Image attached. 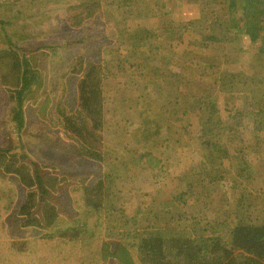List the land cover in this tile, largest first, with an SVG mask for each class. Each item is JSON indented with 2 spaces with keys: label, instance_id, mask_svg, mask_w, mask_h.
Segmentation results:
<instances>
[{
  "label": "trees",
  "instance_id": "trees-1",
  "mask_svg": "<svg viewBox=\"0 0 264 264\" xmlns=\"http://www.w3.org/2000/svg\"><path fill=\"white\" fill-rule=\"evenodd\" d=\"M177 1L200 7L198 18L159 25L155 16L160 17L168 3L86 0L67 7L66 20L71 27L82 28L86 22L102 16L103 7H115L116 20H120L117 23L123 29L119 45L126 50L155 47L159 53V66L146 68L148 76L140 74L144 85L160 92L162 77L180 82L185 88L183 94L198 102V106H193L194 112L205 106L203 109L208 116L204 124L211 138L205 142L199 137L193 147L178 152L170 184L161 182L164 178L161 159L151 152L135 150L132 154L137 156L129 163L135 165L138 159L143 164V160L142 170L154 172L152 177L157 182L149 192L140 191L143 185L135 190L134 195L144 200L139 201L134 214L127 213L125 208L126 196L132 194L135 186L129 167L122 164L123 175L116 190L110 189V184L119 178L112 174H100L94 180L88 175L83 178L76 175L77 182L83 181V185L73 188L71 176L59 178L58 172H49L25 153H13L11 148L0 146V186H9L8 180L16 179L25 193L18 205L20 226L42 232L31 244L29 241L17 244L0 236V264H264V191L256 196L242 184L251 180L247 176L251 167L247 147L260 145L264 140L261 136L264 133V94L244 100L241 109L231 110L225 122L218 116L217 105L211 101L218 82L222 85L220 74L216 77V67L246 65L249 61V69L264 72V0ZM138 4L144 10H131ZM3 24L0 20V25ZM216 25L225 27L226 34L215 33L211 27ZM0 29L4 38V49L0 51V82L7 85L10 80L14 85L8 100L15 104L11 119L17 130H21L24 94L33 85L32 90L42 91L43 80L37 75V66L32 64L28 51L18 46L19 41L3 34V27ZM230 34L233 40L240 42L246 38L251 46H256L255 51L251 47L247 51L229 53L226 48ZM23 36L14 37L23 40ZM117 61L115 66L89 64L87 69L79 64V69L86 73L78 86L77 110L68 111L59 97L53 103L60 129L72 134L78 145L72 153L78 159L98 163L103 160L98 117L105 101L102 86L113 74L111 68L125 73L128 79L138 76L136 70L143 72L140 65L135 69L121 59ZM233 78L236 77L231 75L230 81L234 82ZM245 86L243 84L242 89ZM60 91L62 95V89ZM46 98V95L42 98L43 103ZM177 98L171 104L174 106L171 116L177 114ZM249 103L251 106L247 108ZM185 115L181 113L182 117ZM241 125L247 128H240ZM159 129L157 126L153 132ZM244 133L254 134V143L246 140ZM162 142L153 140L152 145L158 149ZM229 158L244 162L234 171V176L228 174L231 165H225ZM64 174L68 176L67 172ZM240 189L242 192H235ZM9 204L7 200L3 203L0 197V218L8 214ZM71 213L74 215L67 216ZM129 221L133 226L127 229ZM237 254H242L243 259H238Z\"/></svg>",
  "mask_w": 264,
  "mask_h": 264
},
{
  "label": "rangeland",
  "instance_id": "rangeland-1",
  "mask_svg": "<svg viewBox=\"0 0 264 264\" xmlns=\"http://www.w3.org/2000/svg\"><path fill=\"white\" fill-rule=\"evenodd\" d=\"M83 1L86 0H0V20L4 23L0 27L4 29L3 34L6 33L15 41H19L18 46L28 51L32 64L37 66V75L43 80L42 91L32 90L33 85L24 94L22 103L24 123L21 130H17L15 121L11 119L15 104L9 103L8 100L14 85L10 80L7 85H2L0 82V146L11 148L13 153H25L49 172H58L59 178L71 176L70 181L74 182L73 188L78 184L83 185V181L77 182L76 175L80 178L88 175L94 180L100 174H112L113 177L119 178L118 181L110 184V189L116 190L115 187L120 185V175H123V165L129 167V175L135 186L132 194L126 196L125 208L127 213L134 214L137 212L139 201L144 200L134 195L135 190L143 185L140 191L149 192L157 181H154L152 177L154 172L142 170L143 160V164H140L138 159L135 165L129 163L132 157L137 156L136 153L135 155L132 153L135 150L140 153L151 152L154 157L161 159L163 167L161 176L164 177L161 182L170 184L178 152L182 148L193 147L199 142L197 140L199 137L205 142L211 138L207 133V125L204 124L208 114L203 109L205 106L198 107L197 112L193 111L198 102L183 94L185 88H182L181 83L176 79L162 77L159 81L162 87L160 92L152 90L149 85H144L145 80L140 77V74L144 73L143 77L148 76L145 72L146 68L159 66V53L155 47L126 50L125 46L119 45V35L123 29L117 23L120 20H116L118 16L115 7H103L102 16L86 22L82 28L71 27L66 20V8ZM147 1L153 3L155 0ZM159 2L168 3L164 8L165 12L160 17L155 16L159 25L169 22H187L186 19L190 21L199 16L200 7L193 3L177 0H159ZM132 8L131 10L134 11L144 10L139 4ZM211 28L218 35L226 32L225 27L221 25ZM18 34L24 35V39L19 40L14 37ZM230 37L226 48L229 53H234V50L236 53L247 51L251 47L255 51L256 46H251L246 38L240 42L239 39L233 40L231 34ZM3 40L0 29V51L4 49ZM117 59L123 60L127 63L126 65L133 66L135 69L140 65L145 70H140L143 72L136 70L138 76L128 79L125 73H119L116 68H111L113 74L111 77L108 76L102 86L105 101H103V108L99 109L100 115L98 114L103 137V160L98 163L78 159L72 154L78 145L73 140L72 134H66L60 129L53 103L60 98L68 111L77 110L79 108L78 86L86 73V70L83 72L79 69V64L86 69L89 64L98 66L107 63L115 66ZM247 62V66L241 63L232 64L229 67L223 65L225 71L220 70L222 85L218 82L211 101L220 109L218 116L224 122L229 116L228 112H231L233 108L241 109L244 100H248L252 95L259 97L264 94V72L249 69V61ZM231 75L236 77L233 78L234 82L230 81ZM200 78L203 80L205 76ZM260 82L261 84L257 85ZM243 84H246L244 90ZM255 85L257 87H254ZM60 89H62V95H60ZM40 93L41 100L38 101ZM229 93L233 98L229 97ZM45 95L48 98L43 103L42 98ZM176 96H178L176 100L178 111L176 115L171 116L174 107L171 104ZM226 99H228V106ZM229 106L230 108H227ZM249 106L251 103L247 105V108ZM181 113L186 115L182 117ZM157 125L160 126V131L153 132ZM261 136L264 139V133ZM244 138L254 143L255 135L244 133ZM153 140L163 141L162 147L155 149L152 145ZM235 145L236 143L233 144ZM254 149L255 152L252 153ZM247 151L251 166L247 176H250L253 181L242 184L258 196L264 191V140L257 146L249 144ZM242 164L244 162L240 159L229 158V161L225 162L227 167L231 165V172L228 174L234 176V171ZM135 167L136 169H133ZM66 172L68 176L64 174ZM8 183L9 186H0V197H3V203L5 200L11 203L8 214L0 218V236L1 238L6 236L8 240L15 241L17 244L22 241H29L31 244L41 237L42 232L36 228L20 226L22 219L18 216V205L23 201L25 193L15 178L9 179ZM147 205L148 207H144H151L148 202ZM156 206L154 203L153 207ZM71 215L74 214H67V216ZM132 226L133 222L129 221L127 229ZM201 252L207 255L203 250ZM139 255L138 251L137 256ZM237 258L242 260V254H237Z\"/></svg>",
  "mask_w": 264,
  "mask_h": 264
},
{
  "label": "crops",
  "instance_id": "crops-1",
  "mask_svg": "<svg viewBox=\"0 0 264 264\" xmlns=\"http://www.w3.org/2000/svg\"><path fill=\"white\" fill-rule=\"evenodd\" d=\"M185 21H188V19H186ZM229 66H230V65H228V66H226V67H229ZM224 68H225V66H223V65H222L220 68H217V67H216L215 71H217L216 74H218V75L216 76L217 78H218V76H219V74H220V70L225 71ZM227 104H229V103H228L227 100H226V105H227ZM227 106H228V105H227ZM227 108H230V106L227 107ZM232 108H233V107H232ZM233 109H234V108H233ZM219 110H220V109H219ZM233 112H234V110H233ZM228 114L230 115V112H228ZM228 117H229V116H228ZM103 122H104V121H103ZM157 126H159V125H157ZM159 127H160V126H159ZM241 127H246V128H247V126H243V125H241L240 128H241ZM155 129H157V127H155ZM160 129H161V128H160ZM160 129H159V131H160ZM248 129H249V128H248ZM248 154H249V153H248ZM235 155H236V154H235ZM240 160H241V159H240ZM239 191L242 192L241 189L238 190V191L236 190L235 192H238V193H239ZM257 203H258L259 206H261V204H262L260 201H257Z\"/></svg>",
  "mask_w": 264,
  "mask_h": 264
}]
</instances>
